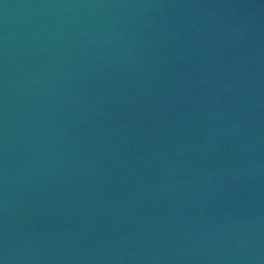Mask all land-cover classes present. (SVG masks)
<instances>
[{
	"label": "water",
	"instance_id": "water-1",
	"mask_svg": "<svg viewBox=\"0 0 264 264\" xmlns=\"http://www.w3.org/2000/svg\"><path fill=\"white\" fill-rule=\"evenodd\" d=\"M0 264H264V0H0Z\"/></svg>",
	"mask_w": 264,
	"mask_h": 264
}]
</instances>
